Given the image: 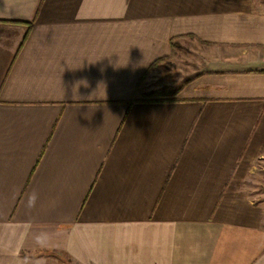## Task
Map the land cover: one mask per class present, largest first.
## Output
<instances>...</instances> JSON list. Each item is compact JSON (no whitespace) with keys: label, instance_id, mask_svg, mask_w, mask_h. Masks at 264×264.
Wrapping results in <instances>:
<instances>
[{"label":"crops","instance_id":"crops-1","mask_svg":"<svg viewBox=\"0 0 264 264\" xmlns=\"http://www.w3.org/2000/svg\"><path fill=\"white\" fill-rule=\"evenodd\" d=\"M261 163L264 0H0V264H264Z\"/></svg>","mask_w":264,"mask_h":264},{"label":"rangeland","instance_id":"rangeland-1","mask_svg":"<svg viewBox=\"0 0 264 264\" xmlns=\"http://www.w3.org/2000/svg\"><path fill=\"white\" fill-rule=\"evenodd\" d=\"M218 54L214 46L207 45L193 37L179 39L171 55L158 59L159 61L152 64L153 66L151 65L152 67L141 79V88L139 89L141 99H166L168 96L175 95V92L177 94L181 89L177 88L183 86L190 79H194L197 74L201 73L200 71L204 70L203 73L219 71L220 67H214V63L208 64L209 60H214L212 58ZM261 164L264 165V163ZM259 192H264V187H261ZM54 254L60 256L59 259L67 264H79L62 252Z\"/></svg>","mask_w":264,"mask_h":264},{"label":"trees","instance_id":"trees-1","mask_svg":"<svg viewBox=\"0 0 264 264\" xmlns=\"http://www.w3.org/2000/svg\"><path fill=\"white\" fill-rule=\"evenodd\" d=\"M177 39H178V38H173V39L171 40V45H172V49H173V50H174V47H175V45H176ZM173 50H172V52H173ZM158 61H159V60H157L156 62H154L153 65H154L155 63H157ZM153 65H152V66H153ZM152 66H151V67H152ZM175 94H176V92H175ZM166 99H167V98H166ZM138 100H140V99H137V101H138ZM141 100H143V99H141ZM154 100H155V99H154ZM154 100H152V101H154ZM160 100H165V99H160ZM53 253L60 254V252H58V251H53ZM59 257H60V256H59Z\"/></svg>","mask_w":264,"mask_h":264}]
</instances>
